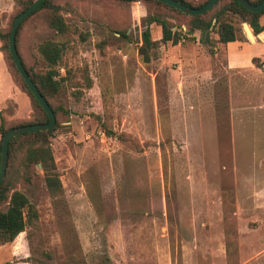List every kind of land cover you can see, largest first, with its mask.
Wrapping results in <instances>:
<instances>
[{"label": "rangeland", "instance_id": "1", "mask_svg": "<svg viewBox=\"0 0 264 264\" xmlns=\"http://www.w3.org/2000/svg\"><path fill=\"white\" fill-rule=\"evenodd\" d=\"M26 1L0 0V32ZM54 4L68 31L55 33L35 14L16 47L37 74L48 69L39 44L62 48L49 99L61 193L51 199L40 167L13 159L9 177L37 219L0 244V264H264V66L227 71L222 53L209 54L194 32L175 46L206 58L181 83L175 46L149 51L147 63L137 53L149 26L141 4ZM229 20L242 37L246 23ZM7 67L0 48L5 127L31 115Z\"/></svg>", "mask_w": 264, "mask_h": 264}, {"label": "trees", "instance_id": "2", "mask_svg": "<svg viewBox=\"0 0 264 264\" xmlns=\"http://www.w3.org/2000/svg\"><path fill=\"white\" fill-rule=\"evenodd\" d=\"M114 1L120 2L126 6L130 5V8L136 2H139L147 12V25L156 23L160 27L159 40H151L147 27L140 35V42L136 47V51L143 63L149 62V51H154L166 44L175 46L180 41L189 39L194 32L198 33V42L205 45L207 47V52L212 54L211 48L213 49L214 47L211 34H214L216 37L215 42L220 44L233 42L240 38L237 37V30L229 20L230 16H236L241 22L246 23L251 29L253 36L264 31V9L257 13L249 12L236 0H217L210 10L200 15H187L154 0ZM174 1L186 7L196 9L202 7L209 0H196L195 2L190 0ZM245 1L251 5H257L261 0ZM31 2L32 0L22 2L21 8L10 18L9 25L12 24L14 18L25 10ZM35 14H41L45 25L59 35H64L68 31V26L60 15L58 6L54 4V0H42L38 7L19 24L14 37L15 50L23 69L26 71L30 81L55 116L56 109L50 105L49 99L52 98L58 89L59 84L53 78L56 75V66L60 60L62 48L52 41H44L39 44L38 53L46 63L48 69L43 74H37L27 68L16 47L17 36L22 24ZM261 18H263V25L259 22ZM171 21L174 23L172 24ZM119 34L125 37L124 32H120ZM8 35L9 30L0 32V48L4 54L11 78L18 88L26 94L30 101L31 115L28 120L9 127L3 125L0 116V140L6 132L13 128L46 124L48 121L44 111L38 105L19 76L9 55L7 48ZM251 64L256 68L262 65L264 66V59L252 58ZM58 127L59 126L55 124L50 130L19 134L9 138L7 142V162L4 178L0 184V206H5V209L0 211V244L12 242L18 234L22 233L27 227L33 225L37 219L34 206L23 193L14 189V185L9 177L11 163L17 155H20L19 165L24 170H27L30 166L40 165V169L43 173L44 186L51 199L61 193V185L57 174L54 172L55 166L49 143V138ZM107 134H109V132H107ZM109 135L114 136L112 133Z\"/></svg>", "mask_w": 264, "mask_h": 264}, {"label": "water", "instance_id": "3", "mask_svg": "<svg viewBox=\"0 0 264 264\" xmlns=\"http://www.w3.org/2000/svg\"><path fill=\"white\" fill-rule=\"evenodd\" d=\"M41 1L42 0H33L31 4L25 10H23L21 13H19L14 18L11 24L8 39H7V48H8L9 55L16 67V70L19 76L25 83L26 87L28 88L29 92L34 97L38 105L44 111L45 115L47 116L48 121L46 124H37V125H29V126L13 128L2 136L0 140V184L4 178V173H5V168H6L7 142L9 138L17 136L19 134L28 133V132L50 130L54 126V123H55L54 115L52 114L51 110L46 105L45 101L42 99V97L40 96V94L38 93L34 85L32 84V82L30 81L26 71L23 69L20 63V60L18 58V55L16 53L15 45H14V37H15V32H16L17 27L27 16H29L38 7ZM154 1L166 4L187 15H200L210 10L215 5L217 0H209L202 7L196 8V9L181 5L174 0H154ZM236 1L245 10L249 12L257 13L264 9V0H261L257 5H251L245 0H236ZM243 28H244L245 37H247V39L251 41L252 34L250 35V33L247 31L246 24H243ZM37 166L40 167V165H37Z\"/></svg>", "mask_w": 264, "mask_h": 264}, {"label": "crops", "instance_id": "4", "mask_svg": "<svg viewBox=\"0 0 264 264\" xmlns=\"http://www.w3.org/2000/svg\"><path fill=\"white\" fill-rule=\"evenodd\" d=\"M133 6L139 8V5L134 4ZM152 24H150L148 28L150 31L151 29H153L152 32L155 34L156 38H154V40L152 41H156L160 38V27L155 23ZM262 32L264 31H261L257 35L252 36L251 41L243 35L242 37L240 36L239 39H236L233 42H229L226 44L216 43L217 46L213 49L214 51L218 50V52L222 53L221 56L224 59L225 69L227 71L241 72L251 66L250 61L252 58L264 59V39L262 40L258 37L259 34H261ZM215 38L216 37L214 36V39ZM173 49L175 50L176 60L178 63L177 68L178 71L181 73V83H184L182 81H186L188 74H192L193 77L194 75H196L198 61L201 62V59L203 57V59H205L206 56L202 53L201 49L196 46H175L172 47V50ZM4 96V91H0V103H3L5 99Z\"/></svg>", "mask_w": 264, "mask_h": 264}, {"label": "bare ground", "instance_id": "5", "mask_svg": "<svg viewBox=\"0 0 264 264\" xmlns=\"http://www.w3.org/2000/svg\"><path fill=\"white\" fill-rule=\"evenodd\" d=\"M246 29H247V31L250 33V35H251V32H250V30H249V28L246 26ZM251 37V36H250ZM260 39H264V35H262L261 37H259ZM251 40H252V37H251Z\"/></svg>", "mask_w": 264, "mask_h": 264}, {"label": "built area", "instance_id": "6", "mask_svg": "<svg viewBox=\"0 0 264 264\" xmlns=\"http://www.w3.org/2000/svg\"><path fill=\"white\" fill-rule=\"evenodd\" d=\"M135 4H136V5H140V3H139V2H136ZM263 70H264V69H263Z\"/></svg>", "mask_w": 264, "mask_h": 264}]
</instances>
